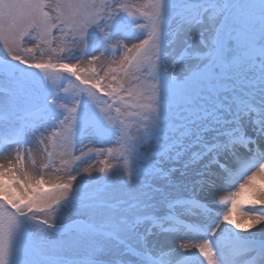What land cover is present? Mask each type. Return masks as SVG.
Instances as JSON below:
<instances>
[{
    "label": "snow or ice",
    "instance_id": "6c2138e0",
    "mask_svg": "<svg viewBox=\"0 0 264 264\" xmlns=\"http://www.w3.org/2000/svg\"><path fill=\"white\" fill-rule=\"evenodd\" d=\"M0 49V264H264V0H0Z\"/></svg>",
    "mask_w": 264,
    "mask_h": 264
},
{
    "label": "rangeland",
    "instance_id": "374dc122",
    "mask_svg": "<svg viewBox=\"0 0 264 264\" xmlns=\"http://www.w3.org/2000/svg\"><path fill=\"white\" fill-rule=\"evenodd\" d=\"M6 55H7L6 52H3L2 49H0V61H3V59H4V57H5ZM34 71H39V70H34ZM57 71H62V70H57ZM98 95L102 96L103 93L100 92V93H98ZM3 135H4L3 130L0 129V139L3 138ZM244 199H246V197H244ZM229 209H230V206H228V205H223V204L220 205V211H221L222 213H223L224 211H228L230 217H231L233 220H236V221L241 222V223H243V222L245 221V218L243 217V214H242L240 211H237L236 209H231V210L229 211Z\"/></svg>",
    "mask_w": 264,
    "mask_h": 264
}]
</instances>
